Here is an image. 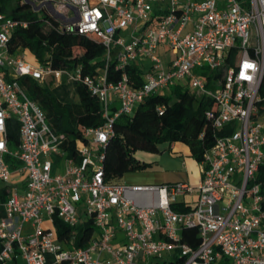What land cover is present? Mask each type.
Here are the masks:
<instances>
[{
    "label": "built area",
    "instance_id": "2783aa9c",
    "mask_svg": "<svg viewBox=\"0 0 264 264\" xmlns=\"http://www.w3.org/2000/svg\"><path fill=\"white\" fill-rule=\"evenodd\" d=\"M47 4L60 30L100 40L104 66L85 74L79 64L27 61L24 50H10L12 34L27 21L0 12V180L10 183L16 162L23 176L0 201V264H19V256L24 264H156L163 254L182 264H264V0ZM161 54L171 57L163 62ZM110 64L120 73L116 81L107 79ZM134 66L139 84L129 79ZM203 71L216 73L212 87ZM25 75L40 83L51 76L55 86L81 83L99 99L101 123L81 129L73 152L19 85ZM175 84L213 102L205 113L215 138L201 153L199 182L106 181L114 121ZM10 117L19 125L14 149L6 136ZM56 220L69 227L64 236ZM88 222L94 231L76 246L75 227ZM183 228L197 229L196 247L182 242Z\"/></svg>",
    "mask_w": 264,
    "mask_h": 264
},
{
    "label": "trees",
    "instance_id": "16d2710c",
    "mask_svg": "<svg viewBox=\"0 0 264 264\" xmlns=\"http://www.w3.org/2000/svg\"><path fill=\"white\" fill-rule=\"evenodd\" d=\"M23 3L28 6L25 0H0V12L27 21L26 27L19 28L12 34L10 43L12 52L29 49L38 63H49L53 68H71L79 64L85 74H93L97 68L104 66V46L98 38L62 31L57 19H51L44 13L39 14L41 10L22 9ZM47 18L55 23H48ZM139 73L140 69L135 66L128 69L129 79L135 84L141 82ZM215 74L214 71L210 72V75L203 71L207 86H213L211 80ZM119 77V71L110 64L107 79L116 81ZM18 82L43 110L51 127L57 132L64 133L71 141V152L74 150V140L80 136L83 127L98 126L101 123L99 99L81 83L74 84L77 101H69L58 93V87L64 88L65 84L53 86L51 76L40 83L25 75L20 77ZM159 106L163 107L161 114L157 110ZM212 107L213 102L210 98L192 92L181 84H175L165 93L148 95L137 104L131 115L121 114L114 121V132L104 150V179L117 182L125 173L151 167V163L139 161L134 152H158V144L163 142L185 143L190 148L191 155L200 160L203 149L215 138L211 122L205 113ZM18 128L19 125L13 117L7 119L6 136L10 149L18 145ZM201 133L203 136L200 138ZM221 134L223 133H216ZM56 225L59 237L64 236L69 230V227L59 220H56ZM75 229V245L84 246L94 231L93 226L88 222L78 224ZM181 240L196 247L200 240L197 229L183 228ZM182 263L183 259L178 257L158 261L156 264Z\"/></svg>",
    "mask_w": 264,
    "mask_h": 264
},
{
    "label": "rangeland",
    "instance_id": "374dc122",
    "mask_svg": "<svg viewBox=\"0 0 264 264\" xmlns=\"http://www.w3.org/2000/svg\"><path fill=\"white\" fill-rule=\"evenodd\" d=\"M50 2L52 5L54 3H59L60 0H25L28 6L23 3L22 9H32V10H41L39 14L44 13L48 15L47 17L55 18L54 14L51 12V9L47 2ZM50 18L46 20L50 24H54ZM50 19V20H49ZM57 19V18H55ZM58 23H60L58 21ZM24 58L31 62L36 63V58L33 53L29 49H24ZM171 57V54L167 55ZM167 56L163 54L160 55L163 62H165ZM143 64H148L149 60L144 59L143 55L139 56ZM234 61L233 59L231 60ZM166 65V63H165ZM53 86H55L53 84ZM190 91L194 92L193 88H190ZM59 95L66 100L69 101H77L78 97L74 91L73 84H66L65 87H58ZM158 152H145V151H136L134 152V156L139 161H144L151 163V167H148L145 170H136L125 173L122 177L117 179L118 183H122L124 185H143V184H162L167 181L174 180L176 178L183 177L185 172L192 173L193 175H198V169L201 167V160H196L192 155L183 154L180 156H174L169 149V143L163 142L158 144ZM169 160V161H167ZM59 169V171H61ZM174 171V173H159L158 171ZM177 172V173H176ZM185 179V178H184ZM5 185L3 181L0 180V187ZM167 259H175L168 254H163L161 261ZM19 264H24L22 257L18 258Z\"/></svg>",
    "mask_w": 264,
    "mask_h": 264
},
{
    "label": "crops",
    "instance_id": "0c3cea01",
    "mask_svg": "<svg viewBox=\"0 0 264 264\" xmlns=\"http://www.w3.org/2000/svg\"><path fill=\"white\" fill-rule=\"evenodd\" d=\"M169 149L171 150V153L174 156H180L183 154L191 155L190 148L188 147V145H186L185 143H182V142L170 143ZM167 161H169V160H167ZM158 172L159 173H168V172L174 173V171H166V170L165 171L164 170L158 171ZM200 177H201V168L198 169V175H193L192 173H188V171H187V172H185L183 177L176 178L174 180L167 181V182L185 181V182H188L190 184H197L199 182ZM13 184L17 185L18 187H20L23 184V176H22L21 171L19 169V163H16L13 166L10 183L9 184L5 183V185L0 187V201H2L5 198V196L7 194V188Z\"/></svg>",
    "mask_w": 264,
    "mask_h": 264
}]
</instances>
